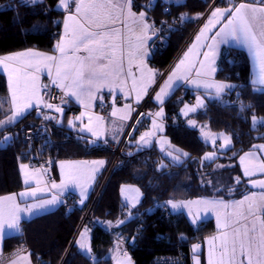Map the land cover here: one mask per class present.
I'll use <instances>...</instances> for the list:
<instances>
[{"label":"trees","instance_id":"1","mask_svg":"<svg viewBox=\"0 0 264 264\" xmlns=\"http://www.w3.org/2000/svg\"><path fill=\"white\" fill-rule=\"evenodd\" d=\"M140 1L153 2L152 12L157 24L180 20L182 15H186L181 29L168 31V51L161 56L153 54L150 58L151 66L164 73L214 0H186L183 3ZM242 2L251 3L253 0H232L234 4ZM57 3L58 0H42L36 4L24 3L23 0H0V57L27 49L54 53L64 19V14L56 10ZM223 4L220 7H228L229 0H224ZM136 6L142 9L139 4ZM219 67L218 77L234 84L236 87L230 93L237 91L238 96L233 104H226L224 100H207L195 119L198 123L207 124L212 132L226 133L231 137L233 148L226 152L225 157L202 165L203 157L211 147L199 137L197 130L184 125L179 117L180 109L190 104V99L196 101L197 94L181 88L165 104L166 135L188 154L186 159L180 164L161 167L163 161L170 164V160L158 147L136 152L129 148L131 143L126 147L124 163L111 176L94 211V223L90 224L93 229V253L90 256L84 254L76 243L72 246L83 213V207L78 204L73 212L67 211L63 204L55 211L23 222L19 235L4 240L3 256L26 249L34 264H114L111 254L116 249L115 237L130 235L140 227L139 239L130 255L135 264H152L159 254L172 253L180 244L185 247V244L204 241L214 234L216 226L213 220L203 222L194 230L185 214L174 215L168 209L166 216L163 208L169 200L211 198L234 201L252 192L242 179L238 166L221 171H215V167L217 163H235L240 156L252 150L253 145L264 143V124L254 127L252 123L253 115L258 120L264 119V91H256L257 87L251 83L250 59L244 50L223 48ZM0 96L8 99V82L2 73ZM241 104L251 107L242 109ZM8 108L9 103H5L0 119L7 117ZM76 111L77 108L71 104L65 116ZM172 117L183 124L174 126ZM32 127H45V151L42 154L53 161L54 169L60 161L104 158L108 162L111 158L108 144L92 146L89 139L79 136L66 125L40 118L33 110L13 129L7 130L15 132L14 141L0 147V196L17 193L23 188L20 165L29 163L30 151L21 143V134ZM7 131L0 133V140ZM236 177H240L239 183H236ZM125 185L138 186L143 194L142 201L133 220L108 232L100 224L117 223L128 215L121 199V188ZM73 198L76 199L75 196ZM151 209L154 210L149 212ZM138 217L143 218L144 224L138 223ZM202 256V262L206 264L205 254Z\"/></svg>","mask_w":264,"mask_h":264},{"label":"snow or ice","instance_id":"2","mask_svg":"<svg viewBox=\"0 0 264 264\" xmlns=\"http://www.w3.org/2000/svg\"><path fill=\"white\" fill-rule=\"evenodd\" d=\"M24 3H38L40 0H23ZM133 0H58L57 8L66 12L63 21L64 33L54 45V51L58 55H47L35 52L31 49L25 52H18L8 56L0 57V65L8 72L10 98L0 100V112L4 111V104L9 103L11 108L7 114V119L0 120V127L12 125L21 118L28 109L33 107L47 108L57 113H63L62 104L68 103V99L75 98L76 101L83 103L86 99H93L102 89L107 88L111 94L114 88H118L125 96L134 92L135 100L139 103L140 99L147 93L149 86L154 81L156 73L147 69L144 65V58L148 56L145 47L150 38L148 32L156 33L154 24H149L146 20V13L141 11L138 15L132 11ZM74 6V7H73ZM151 4L148 6L151 8ZM167 11V9H165ZM196 18H199L197 16ZM186 19V15L180 17L181 22ZM130 21V22H129ZM221 21L223 23L221 24ZM119 22V27H117ZM220 25L218 30L210 37L205 33ZM210 40L209 43H200V48H206L202 53L198 52L197 57L202 55V59L196 62H188V52L184 54L178 63L171 69L167 80L155 94V101L159 106V111L154 114H148L153 117L164 116L163 104L165 98L178 86L177 82L184 81L194 85L196 88L205 89L204 99L222 101L226 90H232L236 86L229 83L217 82L212 77L216 68L214 67L216 59L220 52V45H227L230 41L243 45L250 53L254 65L252 84L258 85L256 91H264V0H253L251 3L234 4L229 0V6L225 8H214L208 17V22L196 36V41ZM197 44H193V48ZM125 48L127 49V67H125ZM192 49H189L191 52ZM83 53V54H81ZM134 61H139L137 71L141 73L136 77L132 70ZM197 64L199 66H197ZM47 70L50 83L48 85H39V73ZM54 73V75H53ZM193 73L195 75L193 76ZM131 79V89L125 92L128 79ZM49 87L58 89L60 104H55L44 100L41 88ZM211 93V95H209ZM55 97H50V100ZM99 99L103 101V96ZM196 105L189 107L185 104L180 112L187 116L189 112H195L197 108L203 107V99L196 97ZM88 107V105H85ZM243 109V104L240 105ZM133 109L127 106L126 114L121 116V120L130 118ZM113 111L112 115H115ZM85 112L75 117L81 120ZM141 115H145L141 113ZM45 120L57 119L51 115H44ZM97 121L104 118L96 116ZM91 122V117H89ZM139 123V120L136 121ZM252 123L255 127L258 124H264V119L258 120L255 115L252 116ZM155 131H163V125L158 124L156 119L152 120ZM188 124L196 127L195 121L189 119ZM69 127L74 126L72 119L68 120ZM85 129H81L84 131ZM94 136L100 134L92 128H87ZM154 135V132H145L141 135L137 144L144 147L150 144L147 137ZM223 136V134H220ZM115 139V136L113 137ZM207 139V137H205ZM10 137L5 136L4 140ZM225 143L222 148H227L231 143V138L224 136ZM106 142V141H105ZM95 143V141H92ZM253 149L240 156V163L243 166L244 176L251 177L256 173L264 175V156H258V153H264V144L253 145ZM177 155L169 152L168 155L174 162H181V157L188 154L179 149L174 150ZM204 160L215 159V153H206ZM104 161L91 162L92 172H96ZM28 165L21 164L20 169L24 176V184L28 185L29 175L24 170ZM89 167L88 162L69 163L68 171L63 170L65 165L61 163L62 178L59 184L52 182L51 187L58 193H63L69 186L80 188L82 204L87 195V188L80 183L83 175L81 169ZM35 178V174H33ZM94 179V176L90 177ZM236 183L240 182V177L235 178ZM249 183L255 188L264 189V179L250 180ZM37 188L32 191H25L19 194L0 196V240L6 234L11 232H20L21 214L35 215L55 205L59 202V196L53 195L51 199L37 201L31 204L21 206L17 196L21 201L28 196L36 197L37 191H43L39 188L40 181L36 180ZM47 187V186H45ZM121 191H124L122 187ZM134 193L126 197L134 207L139 203V189H131ZM231 191V189H229ZM247 207L245 208V203ZM170 205L172 210L187 208L189 215L193 216L192 223L195 224L203 217L200 212H192V207L197 206L205 214L215 212L217 215V227L221 229L219 236L208 238L209 252L208 264H264V191L259 194L252 192L245 195L239 201L226 202L223 199H200L186 202H173L169 200L166 206ZM230 209V211H228ZM222 221V223H221ZM110 223V222H109ZM124 223V221H119ZM87 230H85L86 232ZM83 240L85 233H81ZM219 241V243H216ZM86 255L91 253L88 245L81 241H76ZM119 247V244L117 245ZM199 244L192 246L193 252H197ZM126 255V254H125ZM14 264V262H13ZM117 264H121L117 261ZM127 264H131L130 259ZM194 264H199L198 258L194 257Z\"/></svg>","mask_w":264,"mask_h":264},{"label":"crops","instance_id":"3","mask_svg":"<svg viewBox=\"0 0 264 264\" xmlns=\"http://www.w3.org/2000/svg\"><path fill=\"white\" fill-rule=\"evenodd\" d=\"M41 1L42 0H40V2ZM153 1L155 2V0H153ZM162 1L165 2V3H173V2H168L166 0H162ZM30 4H32V3H30ZM219 8H225V7H219ZM56 10L58 12H60V13H63L64 14V19H65L66 12L63 9H58L57 7H56ZM132 11L138 15L141 11H143V9L138 8L136 6V4L134 3V1H133L132 2ZM64 19H63V21H64ZM207 22H208V18H207L206 22L204 23V25ZM222 23H223V21H221V24ZM204 25L201 27V29L204 27ZM116 26L119 27V22H117ZM219 27H220L219 24L216 25V28H212L211 31L206 32L205 36L210 37L211 35L214 34V32L216 30H218ZM200 30L198 31V34L200 33ZM63 33H64V25L62 26V34ZM62 34H61V36H62ZM154 35L155 34H153L151 31L148 32V36L150 38L147 40V43L145 45V47H146V49L148 51V56L146 58H144L143 63L146 66L147 69L153 70L156 73V75L154 76V81L149 86V88L147 90V93L145 95H143V97L140 99L139 103H137L136 100H135V95L136 94L134 92H132L128 96H125V95H123L121 93V91L118 88H114L111 94L109 93V90L107 88H104V89H102L101 92L96 94L95 98L86 99V100H84L83 103H80V102L76 101V99L74 97L73 98H69L71 104L77 108V111L75 113L71 114L70 116H67V117L65 116V112H66L67 109H65L64 107H63V113L62 114L61 113H57L54 110H49L47 108H43L42 106L40 108L33 107L31 109H28L25 112V114L21 118L18 119V121L16 123H14L12 126L6 127L3 130L5 131V130L13 129L18 124V122L22 118H24L26 115L31 113L32 110L41 109L43 111H48L50 113V114L49 113L43 114V117H44V115H51L53 117H57L58 120L60 118L59 122H57V119H50V120L56 122L57 125H66L67 128H69L70 130L76 132L79 136L89 139L90 140V144L92 146H96V145H99V144H103V145L106 144L107 145L109 142L117 140L120 137V135L122 134L126 124L131 119V117H132V115L135 112L137 107L142 106L146 102H149L150 104H149L148 111L150 112V114H154L155 112L159 111V106H158L157 102L154 99L155 94H156V92L159 91L160 87L164 84L165 80H167V77H168L171 69L176 65V63H178V61L181 58L184 57V54L186 52H188V57H187V61L188 62H196L198 59H202L203 58L202 55L198 58L197 57V53L198 52L202 53L203 51L207 50L206 48H203V49L200 48L199 44L200 43H209L210 42V40H204L203 38H202V40L200 42H197L196 41V36L197 35H195L194 39L190 42L189 46L184 50V52L181 54V56L178 58V60L174 63V65L169 69V71L168 72L165 71L166 72V74H165V72L164 73L160 72L157 68L152 67L151 64H150V58H151L152 54H151L150 49H149V44L152 41V39L154 38ZM194 43L197 44V47H195V48H193V44ZM225 47L226 48H228V47H236V48H240V49H242V50H244L246 52V54L248 55V57L250 59L251 74L253 76L254 65H253L252 57H251L250 53L248 52L247 48L244 47L243 45L236 44L234 41H230L227 45H220V52H219V55H218V57L216 59L215 65H214V67L216 68V71L212 75L211 78H213L217 82H224V83L232 84L231 82H229L227 80H224V79H221V78L218 77V73H219V70H220L219 61H220V58H221V55H222L223 48H225ZM190 48L192 49L191 52H189ZM27 50H29V49H27ZM27 50H23V51H20V52H25ZM31 50H33L35 52H40V53H43V54H47V55H58V53H56V52L47 53V52H43V51H39V50H35V49H31ZM16 53H18V52H16ZM11 54H14V53H11ZM11 54H8V55H11ZM81 54H83V53H81ZM8 55H6V56H8ZM126 56H127V49L125 48V67H127ZM138 63H139V61H134L133 65H132V70H133V73H134V75L136 77H139L141 75V73L137 71V64ZM197 66H199V65L197 64ZM0 73L4 74L6 76V78H7V82H8V98H10L8 72L4 70L3 65H0ZM53 75H54V73H53ZM194 75H195V73H193V76ZM251 81H252V77H251ZM49 83H50V79H49L47 70H43L41 73H39L38 84L43 86V85H48ZM177 84H178V86H174V90L171 91V94L168 97L165 98V101H164V104H163V109H164V111L166 113V110H165L166 102L179 89L184 88L185 90L195 92L197 94V96H200L203 99L204 106L200 107V108H197V110L195 112H189L187 116L183 115L180 112L179 117H180V119H182L184 125L192 128V129L197 130L198 133H199V127H200L199 124L200 123H198L196 121L195 116L199 112V110H201L202 108L205 107V105L207 104V100H211V99H204V97H205V89H203V88H196L194 85L189 84V83L184 82V81H179V82H177ZM254 86L255 87H259L258 85H254ZM130 89H131V79L129 78L128 82H127V87L125 88V92H129ZM234 89L226 90L225 94L232 92ZM44 90L45 89L41 88V93H43ZM209 95H211V93H209ZM224 95H223V98H224ZM100 96H103V100H104L105 96H111V100L113 102L116 99H122V100H125V102L127 104L125 106L113 105V108L111 110V113H110L109 117L107 119H103L101 121H97L95 119V117L96 116H101L100 113L98 112V106L102 102L99 99ZM196 103H197V101H196ZM85 105H88V107H85ZM187 105H189V107H193L190 104H187ZM127 106H130L133 109L131 111V113L129 114L130 118L126 119V120H121L120 117L126 114L125 109H126ZM113 111H115V113H116L115 115H112ZM81 112H85V115L81 118V120H76L75 117L80 116ZM89 117H91V122L89 121ZM166 117H167V113H166L164 121L161 122L160 120H157V117L151 116L150 128L145 130V132H147V131H149V130H151L153 128L152 120H153V118H155L158 124H162L163 125V131H159L160 132L159 134L161 136L165 135L167 138H169L166 135V128H167ZM4 118L5 117L1 118L0 120H3ZM69 119H72L74 121V126L73 127H69V125H68V120ZM189 119L195 121L196 127L189 126V124H188V120ZM202 126H204V125H202ZM82 128L85 129V130L81 131ZM87 128H92L94 131H96L100 135L99 136H94L92 134V132L87 131ZM143 133H144V131L143 132H139V134L136 136V138L131 141V144L129 146V148H131V151H135L136 152V151H139V149H137V148L146 149V148H151L153 146H156V147L160 148L156 143H154V145L150 146V147H140L137 144V141L139 139V136L141 134H143ZM114 136H115V139L113 138ZM92 141H95V143H92ZM171 143H172V141H171ZM171 147H173V146H170V148ZM142 149H140V150H142ZM93 161H104V164L102 166H100L98 168V170L96 172H94V173L91 170V162H93ZM77 162H88V164H89V167L84 169L86 171L85 173H83V169H81L83 175H82V177L80 179V183L83 184L87 188V195H86V198L84 199L82 204L80 203L81 195H80V188L79 187H76L74 185L73 186H69L67 188V190H65L62 194L58 193L56 189H53L51 187V184L50 185L46 184V182L44 181L45 179H43L41 170L36 169V167L31 166L30 163H26L25 162V163H22V164L28 165V167L24 171L26 173H28V175H29V183H28V185L24 184V182H23L24 181V176L22 175V172H21V169H20L22 183H23V188H22V190H20L19 192L15 193V194H19V193L25 192V191H29L30 192L33 189H36L37 188V184H36V180L37 179H39V181H40L39 188L43 189V191H37L36 192V197L28 196V197H25L22 201H21L20 197L17 196V200L19 202H21V206L23 207V206H25V204H31V203H34V202H37V201L51 199V197L53 195H58L59 196V202L57 203L58 205H55V207H53V209H50L52 211L58 209L59 207H61L65 203V200H66V198L68 196H75L79 207H84V205L88 202V200H89V198H90V196L92 194V191H93L98 179L100 178L102 172L104 171V168H105V166L107 164V160L104 159V158H99V159H91V160L88 159V160H81V161H66V162H63V164L65 165V168H64L63 171L65 173L68 171L67 165L69 163H77ZM33 174H35V178H33ZM54 174H55L54 182L56 184H59L60 181H61V178H62L61 163H57V165H56V167L54 169ZM92 176H94V179H90V177H92ZM45 186H47V187H45ZM8 195H11V194H8ZM8 195H3V196H8ZM48 212H50V211H48ZM44 214H46V213H42L41 214V212H40V213L35 214V215H29V214H25V213L21 214L22 219H21V223H20V232H11L10 234H6L4 236V238L2 240H0V264H13V262H14V264H34L33 261H32L30 252L28 250H26V249H23L22 251H20L17 254H14V255H11V256H8V257H5V258L2 259V256H3V242L8 237L19 235L21 233V226H22L23 222L30 221V220H32V219H34L36 217H39L41 215H44ZM123 224L124 223H119L118 224V222L117 223L103 222L100 225L106 231L113 232L116 229L120 228L121 225H123ZM105 227H107V228H105ZM214 234H216V233H214ZM91 251H92V249H91ZM83 253L85 254V252H83ZM113 253H114V251L112 252L111 257L113 255ZM202 253L205 254V258L207 260V253H206V248L205 247L202 250ZM90 255H88V256H90ZM206 264H207V261H206Z\"/></svg>","mask_w":264,"mask_h":264},{"label":"built area","instance_id":"4","mask_svg":"<svg viewBox=\"0 0 264 264\" xmlns=\"http://www.w3.org/2000/svg\"><path fill=\"white\" fill-rule=\"evenodd\" d=\"M133 1L135 4H139L142 7L143 11L146 13L147 22L149 24H154L155 29L157 30L154 35V38L149 44L151 54H158L160 56L165 54L168 51V42L166 40V35L168 31L181 29V21L178 19H174L166 23L157 24L155 22V16L152 12L154 8L153 2L144 3L140 0ZM223 2L224 0H214L211 3L209 9L200 19L199 23L192 31L187 41L183 44L182 48L180 49L172 63L169 65L166 72L169 71V69L178 60L184 50L189 46L190 42L194 39L195 35L198 33V31L201 29V27L207 20L208 15H210L211 11L216 7L223 6ZM150 4L152 5L151 8L148 7ZM44 93H47L46 95H44V100L55 104L61 103L60 96L62 95V93H60L58 89L49 87L45 89L42 94ZM237 96V91L232 94L226 93L224 95V101L226 104H233ZM50 97H55V99L50 100ZM65 99H68V103L62 104L61 106L67 109L71 106V102L69 98ZM126 104L127 103L125 102V100L116 99L113 102L111 100V96H105L104 100L98 106V112L104 119H107L111 113L113 105L125 106ZM148 104L149 102H146L142 106L137 107L131 119L126 124L120 137L117 140L108 143V148L111 150V158L107 162L106 168L98 179L88 202L83 207L82 219L78 227V231L72 242V246L75 245L76 238L81 232V230L84 229L86 225L94 223L93 217L96 206L98 205L111 176L116 171V169L124 163L123 155L126 147L129 145V143L132 141L133 137L137 133L143 132L150 128L151 115H148L150 114L147 108ZM190 105L195 106L196 101L190 99ZM141 113L145 115H141ZM137 120H139V123H136ZM172 121V124L174 126H181L183 124L181 121L175 120V117H172ZM44 141L45 132L42 127L27 128L21 134V143L26 146L30 151V165L39 168L42 171L46 184L50 185L55 180L54 163L51 159L47 158L42 154L45 151V148L43 146ZM77 204L78 202L75 198H73V196H68L65 200L64 207L67 211L73 212ZM163 213L167 216L169 213L168 208L164 207ZM138 223L140 225L144 224L143 218H138ZM198 228L199 226H194V230H197ZM139 230L140 227H138V230L134 231V233L130 235L115 237V248L117 257L116 260L118 259L122 261L123 258H125V253L131 252V250L136 247L137 240L139 239ZM118 244L119 247H117ZM184 246L185 247H182V244H180L172 253L157 255L154 258L152 264H194L195 255L192 250L193 244H185Z\"/></svg>","mask_w":264,"mask_h":264},{"label":"rangeland","instance_id":"5","mask_svg":"<svg viewBox=\"0 0 264 264\" xmlns=\"http://www.w3.org/2000/svg\"><path fill=\"white\" fill-rule=\"evenodd\" d=\"M166 1L173 2V3H183L185 0H166ZM208 17H209V15H208ZM165 74H166V72H165ZM3 99H4V97L2 98L0 96V100H3ZM223 100H224V98H223ZM10 108H11V105L9 104V108H8L7 112H9V109ZM34 110L37 112V114H38V116L40 118L42 117V119H44L43 118V114L49 113L48 111H43L41 109H34ZM165 116H166V113L164 111V116L162 118L157 117V120H160L161 122H163L164 119H165ZM5 119H7V117L4 118L3 120H5ZM59 120H60V118H59ZM42 123H44V122H42ZM12 125H8L6 127H9V126H12ZM199 125H200V127H199V137L204 141V143L207 146L211 147V149L207 153H213V152L215 153V159H213V160H204L203 159L202 160V165L205 166V165H207L209 163H212V162L216 161L220 157H225L226 152L233 148V142H232V139H231L230 145L227 148H222L221 145H223L225 143L224 136H227V137H230V136L228 134H226V133H214V132H212L211 129L208 127L207 124L200 123ZM202 125H204V126H202ZM6 127H0V132L3 129H5ZM42 129L44 130V132H46L45 127H42ZM5 131H7V130H5ZM150 131L151 132H154V135L147 137V139L150 141V144L147 145V146H144V147H150V146H153L154 143H156L160 147L159 149L163 152V155L170 160V164H167V162H164L163 161L161 167H164L166 165L169 166L171 164L172 165L180 164V163H182L186 159V157H181V162H174L172 160V158L168 155L169 152H172L173 155H177L178 154V153H176L174 151L175 149H179L183 153H185V152L181 148H179L178 146L172 144L171 143V140L169 138H167L165 135L164 136H161L159 134L160 133L159 131L157 132V131H155V129L152 128L151 130H149L147 132H150ZM144 133H145V131H144ZM220 134H223V136H221ZM141 135L139 136V139H140ZM5 136L10 137V139L7 140V141H5L4 140V137ZM15 137H16L15 132L7 131L6 134L0 140V147H6V146H8L10 143H12L14 141ZM205 137H207V139ZM139 139H138V141H139ZM260 144H264V143H258V144H255V145H260ZM170 146H173V147L170 148ZM137 149L140 150L142 148H137ZM250 151L255 152L257 150L256 149H252ZM249 152H247V153H249ZM258 156H264V153H258ZM63 162H66V161H60L58 163H63ZM232 166H238L239 167V169H240V171L242 173V179L246 182L247 186L252 190V192H256L257 194H259L261 191H264V189H260L258 187H255L254 188L249 183L250 180H261V179H264V175H262L260 173H256L255 175H253L251 177L244 176V174H243V166L240 163V157L237 160V162H235V163H232V162L217 163V165L215 167V171H221V170H223L225 168L232 167ZM105 168H106V166H105ZM36 169H39V168H36ZM84 169L85 168H83V173L86 172ZM42 176H43V174H42ZM43 179H44V177H43ZM123 188H124V191L123 192L121 191V199H122V204L126 208V211H127V214L128 215H127V217H125L126 218L125 220L123 219V220H120V221H124V223H125L126 221H128V220H130L132 218H135L134 217L135 216L134 213H135V211L137 210V208L139 207V205H140V203L142 201L143 194H142L141 189L138 186H135V185H125V186H123ZM131 189H139V193L137 194L138 195V199H139V203H136L134 207L132 206V203L133 202H131L129 200H126V197H130V196H132L134 194V193H132L130 191ZM252 192H250V193H252ZM200 199H211V198H198V199H190V200H177V201H173V202H186V201H195V200H200ZM224 201H226V200H224ZM235 201H239V200H235ZM226 202H230V201H226ZM55 205H58V204H55ZM55 205H52V206L47 207V209L44 210L43 212H41V214L42 213H46L47 214V213L52 212V210H50V209H53V207H55ZM164 205H165L164 207L168 208L171 211V213L174 214V215L181 214V213L185 214L186 217L188 218V220L190 221L191 225H193V226H200L203 222H206V221H209V220H213L215 222V226H216V232H215L216 234L210 235L209 237L219 236L220 235L221 229H219L217 227V215H216L215 212H208L207 214H205L197 206H193L192 207V212L195 214V213H197L199 211L200 212V215L203 217L201 220H198L195 224H193L192 223L193 216H190L189 215V211H188L187 208H182V209H179V210H172L170 205H167L166 206V203ZM246 207H247V202L245 203V208ZM154 209L149 210V212H152ZM48 211H50V212H48ZM53 211H55V210H53ZM228 211H230V209ZM221 223H222V221H221ZM105 228H107V227H105ZM85 230H87V231L85 232ZM92 231H93L92 227L89 224L86 225L85 228L82 229L81 232L79 233V235L77 236L76 241H81V242L85 243L86 245H88L90 247V249H92L91 248ZM81 233H85V236H84L83 240L81 239V235H80ZM208 238H205L204 241L200 240L198 242L192 243L193 245H195V244H199L200 245L199 250L194 253L195 258H198V260H199V264H203V262H202V258H203V256H202V250L204 249V247L206 248V253H207V260L206 261H207V264H208V252H209V247H210L209 244H208V242H207L208 241ZM216 243H219V241H216ZM113 251H114V253L112 255L113 263L114 264H117V261H120V260H118V259L116 260V258H117L116 257V249L113 250ZM83 252H85V251H83ZM90 254H92V251H91ZM125 254H126L125 255V258H123V260L120 261L121 264H127V261L129 259L131 261V264H135L134 260L132 259L131 255H130V252H126ZM3 258H5V257L2 256V259Z\"/></svg>","mask_w":264,"mask_h":264}]
</instances>
